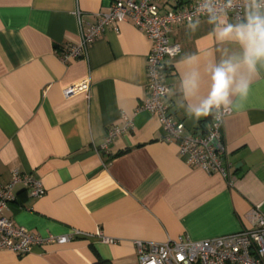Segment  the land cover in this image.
<instances>
[{
    "label": "crops",
    "instance_id": "obj_1",
    "mask_svg": "<svg viewBox=\"0 0 264 264\" xmlns=\"http://www.w3.org/2000/svg\"><path fill=\"white\" fill-rule=\"evenodd\" d=\"M116 1L125 0H0V187L17 170L46 191L34 198L16 187L5 215L42 236L80 233L26 255L0 250V264H139L136 241L214 239L252 228L257 208L264 215V78L225 120L229 182L190 166L158 117L140 110L152 47L144 31L108 26L82 58L61 59ZM194 1L157 3L165 13ZM210 30L201 19L194 32L182 24L169 33L181 52L166 61L167 102L185 134H202L211 116L190 118L181 106L178 61L195 53L203 67L229 47ZM82 82L87 90L65 97ZM207 83L205 75L202 92ZM126 118L134 128L100 150Z\"/></svg>",
    "mask_w": 264,
    "mask_h": 264
},
{
    "label": "built area",
    "instance_id": "obj_2",
    "mask_svg": "<svg viewBox=\"0 0 264 264\" xmlns=\"http://www.w3.org/2000/svg\"><path fill=\"white\" fill-rule=\"evenodd\" d=\"M200 0L179 6L165 13L160 11L157 0H125L112 3L108 12L101 13L95 24L89 26L80 41L68 47L62 54L63 61L80 59L94 41L108 26H116L130 21L136 28L145 32L152 47L147 59V95L140 110L155 114L163 127L167 142L178 145L179 155L192 167L209 174H218L230 182L231 164L224 143V124L212 117L207 121L202 134H185L184 124L169 112L167 102L169 89L166 83L168 59L180 54L179 44L172 43L169 33L175 26L188 24L193 17ZM240 10L233 11L235 18ZM200 19H205L200 17ZM88 89V84L68 87L64 90L65 97ZM134 128L133 120L125 119L123 127H110L100 150L107 151L116 138ZM99 150V151H100ZM21 186L30 197L40 198L46 191L41 180L32 174L14 171L11 181L0 187V250H9L18 255H26L34 247L51 244H66L80 236L79 232L69 235L42 236L19 227L6 217L5 211L15 199L14 190ZM253 226L238 233L193 241L189 237H179L162 244L134 242L139 264H264V215L257 208L253 214ZM98 236L103 242L112 243L101 233Z\"/></svg>",
    "mask_w": 264,
    "mask_h": 264
},
{
    "label": "clouds",
    "instance_id": "obj_3",
    "mask_svg": "<svg viewBox=\"0 0 264 264\" xmlns=\"http://www.w3.org/2000/svg\"><path fill=\"white\" fill-rule=\"evenodd\" d=\"M240 14L233 18L234 10ZM189 19L188 28L196 31L200 17L211 25L208 36L228 45L220 55L205 63L195 53L185 54L179 61V91L182 107L190 118L211 116L223 120L243 106L252 83L264 78V0H200ZM207 76V91L202 81ZM171 93V89H163Z\"/></svg>",
    "mask_w": 264,
    "mask_h": 264
}]
</instances>
